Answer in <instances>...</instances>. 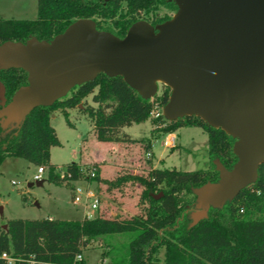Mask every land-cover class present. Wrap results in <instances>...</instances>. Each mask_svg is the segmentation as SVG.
<instances>
[{"label":"trees","instance_id":"1","mask_svg":"<svg viewBox=\"0 0 264 264\" xmlns=\"http://www.w3.org/2000/svg\"><path fill=\"white\" fill-rule=\"evenodd\" d=\"M37 6L35 19L0 17V44L8 40L25 42L33 36L50 41L81 18L94 19L98 29L124 37L133 23L143 19L156 25L170 19L177 10V5L168 0H37ZM160 7H168L173 13L161 15ZM142 12L151 15L142 17ZM0 82L9 102L15 91L28 83V74L23 69H0ZM170 91L163 86L153 99H144L122 77L102 73L93 81L74 87L53 105L37 107L20 127L8 131L0 123V165L7 157H22L45 167L49 179L58 184L86 179L79 162L67 164L70 177L64 178L56 171L58 166L51 163V148L61 145L51 124L53 112L61 110L68 119V109L81 108L82 99L90 95L93 104L82 110L93 122L98 140L138 142L124 128L150 120L155 103L163 107ZM154 123L157 124L154 130L159 128L165 134L182 127L201 128L208 136L211 167L199 170L156 167L147 175H125L110 182L135 180L145 187L142 197L148 201V207L145 213L133 218L12 219L6 223L7 228L0 223V264H86L83 259L76 261V256L93 240L101 238L110 248L102 257L115 252L112 264H264V163L255 183L222 208H210L208 218L190 227L191 212L183 214L182 192L193 195L194 202H188L189 208L194 207L196 196L192 189L219 179L214 160L219 159L228 169L238 160L233 152L235 139L196 116L169 121L161 115ZM89 180H102L100 167ZM159 193L160 198L153 197ZM124 233L129 240L123 246L106 239ZM3 253L14 261L9 263Z\"/></svg>","mask_w":264,"mask_h":264},{"label":"water","instance_id":"2","mask_svg":"<svg viewBox=\"0 0 264 264\" xmlns=\"http://www.w3.org/2000/svg\"><path fill=\"white\" fill-rule=\"evenodd\" d=\"M168 1L177 5L170 19L139 20L124 37L81 18L50 41L33 36L0 44V69L28 74L9 102L0 82V123L8 131L20 127L37 107L102 73L122 77L144 99L170 88L162 109L167 120L196 116L235 139L233 167L215 159L218 181L192 189L193 227L255 183L264 163V0Z\"/></svg>","mask_w":264,"mask_h":264},{"label":"rangeland","instance_id":"3","mask_svg":"<svg viewBox=\"0 0 264 264\" xmlns=\"http://www.w3.org/2000/svg\"><path fill=\"white\" fill-rule=\"evenodd\" d=\"M161 15L172 14L168 7H160ZM174 14V13H173ZM172 14V15H173ZM151 13L142 12V17H150ZM38 16L37 0H0V17L17 19H35ZM163 86H160L161 93ZM93 104L91 96L82 99L81 108L68 109V119L61 110H55L51 115V124L55 128L61 145L51 148V163L66 169L71 162H80L89 166H100V181L88 180L91 187L100 198L97 212L91 213V209L75 205L72 202L73 185L66 181L58 184L49 179L48 170L43 174L45 182L42 186H29L34 182V175L38 166L22 157H7L0 165V223L5 225L12 219H44L54 217L59 220H77L84 217V212H90L93 217L106 218H133L145 213L148 201L142 197L145 187L138 181L128 180L123 183L115 182L118 177L125 175H147L153 168L152 156L146 153L147 137L151 136V126L157 127L154 119L142 123H135L124 128L138 142H119L121 152H114L116 142L100 141L93 130V122L82 108ZM152 124V125H151ZM159 129V128H158ZM153 129V136L159 130ZM142 140V141H141ZM150 141V139H148ZM178 148L166 156L165 165L162 167L176 168L178 170H199L211 167L209 158L208 136L199 127H182L178 129ZM141 143H145L144 145ZM118 151V150H117ZM156 155L162 151L155 147ZM123 153V156H121ZM116 156V157H115ZM118 157V158H117ZM111 182V183H110ZM85 185V183H82ZM182 211H193L189 208V202L194 198L187 191L182 192ZM189 201V202H188ZM129 235L115 234L106 238L115 245L123 246L128 242ZM110 250L103 238L96 239L86 247L83 252V260L86 264H112L111 256L115 252L102 257V253ZM160 258L163 259V250Z\"/></svg>","mask_w":264,"mask_h":264},{"label":"built area","instance_id":"4","mask_svg":"<svg viewBox=\"0 0 264 264\" xmlns=\"http://www.w3.org/2000/svg\"><path fill=\"white\" fill-rule=\"evenodd\" d=\"M162 109L163 107H160L159 104L155 103L154 108L151 112V117L158 118L159 116L163 115ZM146 156L149 158L151 156V153L148 151L146 153ZM80 166H81L80 170L84 173V175L87 178L70 182V184L72 182L77 183V184H74L72 187L73 189L72 202L75 205L84 207V209L90 208L91 213L97 212V210L99 209V205H100V198L98 194L96 193V191L91 187L88 180L89 178H93L97 175V170H98V167L100 166L94 163L89 166L80 164ZM45 171H46L45 167L39 166L37 173L34 175V181L42 180L43 174L45 173ZM56 171L60 174L62 178L70 177V174L67 173V170L66 169L63 170L61 166H58ZM82 183H85V185H83ZM91 213L84 212V217L92 218L93 216L91 215ZM2 257L7 259L9 263L14 261L13 258L8 253H3ZM82 259H83L82 254H79L76 256L75 260L80 261Z\"/></svg>","mask_w":264,"mask_h":264},{"label":"crops","instance_id":"5","mask_svg":"<svg viewBox=\"0 0 264 264\" xmlns=\"http://www.w3.org/2000/svg\"><path fill=\"white\" fill-rule=\"evenodd\" d=\"M149 121H151V120H149ZM154 128H155V126L152 125L150 128L151 136L150 137L148 136L146 139H147V142H149L147 144V146H148L149 152L151 153V156H152V163L151 164H152L153 168H156V167H162L161 165H165L166 156L171 155L179 146H178L177 141H176L177 137H178V130L176 132L168 133V134H165V133H162L159 131L152 138ZM179 129H181V128H179ZM148 139H150V141H148ZM118 143L119 142H116V146L114 147V150H115L114 152L120 153L121 149L118 148ZM142 144L144 145L145 143H141V145ZM156 146H159L161 151H162L160 154H158V156L156 155V151H155ZM121 156H123V153H121ZM79 163L81 164V161ZM49 218L55 219L54 217H49Z\"/></svg>","mask_w":264,"mask_h":264}]
</instances>
